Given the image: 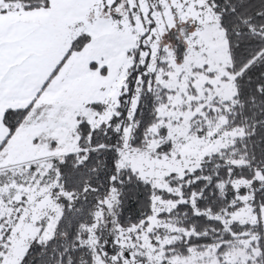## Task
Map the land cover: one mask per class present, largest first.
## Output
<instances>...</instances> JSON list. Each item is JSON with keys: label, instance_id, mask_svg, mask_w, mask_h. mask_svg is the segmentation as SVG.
<instances>
[{"label": "snow or ice", "instance_id": "snow-or-ice-1", "mask_svg": "<svg viewBox=\"0 0 264 264\" xmlns=\"http://www.w3.org/2000/svg\"><path fill=\"white\" fill-rule=\"evenodd\" d=\"M0 264H264V0H0Z\"/></svg>", "mask_w": 264, "mask_h": 264}]
</instances>
